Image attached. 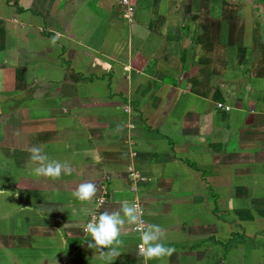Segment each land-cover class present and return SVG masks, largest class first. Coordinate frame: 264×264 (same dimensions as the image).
Segmentation results:
<instances>
[{"label":"crops","instance_id":"1","mask_svg":"<svg viewBox=\"0 0 264 264\" xmlns=\"http://www.w3.org/2000/svg\"><path fill=\"white\" fill-rule=\"evenodd\" d=\"M129 1L131 22L116 0H0V264H145L133 226L111 261L88 247L104 181L99 214L135 201L165 229L148 264H264V25ZM33 145L72 174L35 175Z\"/></svg>","mask_w":264,"mask_h":264},{"label":"clouds","instance_id":"2","mask_svg":"<svg viewBox=\"0 0 264 264\" xmlns=\"http://www.w3.org/2000/svg\"><path fill=\"white\" fill-rule=\"evenodd\" d=\"M55 43V39L53 40ZM29 159L34 165L35 175L50 180H59L62 175H71L72 166L67 162L51 159L39 145L29 148ZM97 194L94 183H81L72 193V196L82 204L93 200ZM103 197L99 198L97 207L103 204ZM143 209L135 202L124 200L121 207L114 211H104L93 215L84 225L83 231L91 236L94 243H89V248H96L106 261H111L113 255L118 257L121 253L117 248L123 246L121 236L126 225L133 226L139 233V254L144 257L145 264L151 260L163 262L175 252L174 247L165 243L167 239L165 229L159 224L147 223L144 219ZM103 249H108L107 253Z\"/></svg>","mask_w":264,"mask_h":264},{"label":"rangeland","instance_id":"3","mask_svg":"<svg viewBox=\"0 0 264 264\" xmlns=\"http://www.w3.org/2000/svg\"><path fill=\"white\" fill-rule=\"evenodd\" d=\"M188 1V0H187ZM203 6L210 4H215L216 8L211 9L216 11L213 19H230L236 26L234 29L239 31L241 29V24H235V22H241L244 27V33L247 39L256 37L261 28L264 25V0H195ZM207 3H205V2ZM194 2V4L196 3ZM202 8V7H201ZM204 9V8H202ZM234 29L232 31L234 32ZM232 32V36L234 33ZM238 34V33H237ZM244 37V38H246ZM250 41V40H249ZM255 41V39H254ZM107 201V200H106ZM106 203V202H105Z\"/></svg>","mask_w":264,"mask_h":264},{"label":"built area","instance_id":"4","mask_svg":"<svg viewBox=\"0 0 264 264\" xmlns=\"http://www.w3.org/2000/svg\"><path fill=\"white\" fill-rule=\"evenodd\" d=\"M116 1L119 2L124 7V9H125L124 19L127 22H131L133 20V16H134V9H133L130 1L129 0H116ZM217 109H221V110H224V111H230L231 110L230 107H224V106H222L220 104L217 105ZM127 144H128L129 147H134V145H135V142L133 141V139L130 136L127 138ZM129 179L132 180V181H135L137 179L138 180H142V178L138 176V173L133 168H130L129 169ZM104 183H105L104 185L100 186V195H99V197L97 199V203H98L99 198H101V197H103V201H104L103 204L108 199L107 198V196H109L108 186H107L108 182L107 181H104ZM101 206L100 207H96V209L92 213L91 217L93 215H98L99 214V211H100ZM91 217H90V219H91ZM139 243H140V240H139ZM137 250L139 252L138 245H137Z\"/></svg>","mask_w":264,"mask_h":264}]
</instances>
